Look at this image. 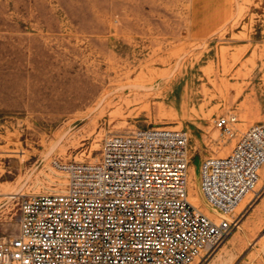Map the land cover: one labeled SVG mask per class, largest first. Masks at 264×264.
Listing matches in <instances>:
<instances>
[{
	"label": "rangeland",
	"instance_id": "obj_1",
	"mask_svg": "<svg viewBox=\"0 0 264 264\" xmlns=\"http://www.w3.org/2000/svg\"><path fill=\"white\" fill-rule=\"evenodd\" d=\"M230 116L232 137L216 128ZM262 122L264 0H0V242L19 232L15 197L67 190L60 165L167 128L188 135L190 202L236 222L203 264H264V167L230 215L199 185Z\"/></svg>",
	"mask_w": 264,
	"mask_h": 264
},
{
	"label": "built area",
	"instance_id": "obj_2",
	"mask_svg": "<svg viewBox=\"0 0 264 264\" xmlns=\"http://www.w3.org/2000/svg\"><path fill=\"white\" fill-rule=\"evenodd\" d=\"M237 119L216 128L232 137ZM264 166V122L225 157L208 158L199 185L230 215L255 192ZM60 194L17 196L19 232L0 242V264H203L235 220H211L189 200L188 135L138 129L104 139L96 162L60 165Z\"/></svg>",
	"mask_w": 264,
	"mask_h": 264
},
{
	"label": "bare ground",
	"instance_id": "obj_3",
	"mask_svg": "<svg viewBox=\"0 0 264 264\" xmlns=\"http://www.w3.org/2000/svg\"><path fill=\"white\" fill-rule=\"evenodd\" d=\"M138 87V86H137ZM123 88V87H122ZM264 167V166H263ZM262 167V168H263ZM262 168H261V170H262ZM261 170H260V172H261ZM259 175H260V173H259ZM259 182H260V177H259V181H258V184H259ZM193 204V203H192ZM194 205V204H193ZM195 206V205H194ZM196 207V206H195ZM197 208V207H196Z\"/></svg>",
	"mask_w": 264,
	"mask_h": 264
}]
</instances>
